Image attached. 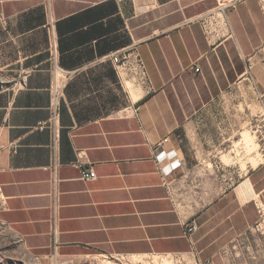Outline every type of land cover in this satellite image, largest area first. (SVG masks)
Masks as SVG:
<instances>
[{
	"label": "crops",
	"instance_id": "1",
	"mask_svg": "<svg viewBox=\"0 0 264 264\" xmlns=\"http://www.w3.org/2000/svg\"><path fill=\"white\" fill-rule=\"evenodd\" d=\"M5 69L0 212L31 253L264 264V159L238 147L251 109L214 107L239 85L264 96V0H0Z\"/></svg>",
	"mask_w": 264,
	"mask_h": 264
},
{
	"label": "rangeland",
	"instance_id": "2",
	"mask_svg": "<svg viewBox=\"0 0 264 264\" xmlns=\"http://www.w3.org/2000/svg\"><path fill=\"white\" fill-rule=\"evenodd\" d=\"M13 70V71H11ZM19 73L14 69L0 71V91H11L19 86ZM250 94V95H249ZM239 85L226 95L221 97L214 107H240L246 108L249 105L251 112L245 117L249 130L248 142L244 141V146L239 145L244 155L252 151L257 153V157L249 166L256 167L264 159V96H260L256 89ZM247 97L249 99L247 100ZM241 174L246 171L247 165L244 163L231 166ZM87 255L84 256H62L55 254V249L50 248L44 257L31 253L17 236L4 222L0 212V264H160V260L154 257H133L103 255L92 250H81Z\"/></svg>",
	"mask_w": 264,
	"mask_h": 264
},
{
	"label": "built area",
	"instance_id": "3",
	"mask_svg": "<svg viewBox=\"0 0 264 264\" xmlns=\"http://www.w3.org/2000/svg\"><path fill=\"white\" fill-rule=\"evenodd\" d=\"M112 61L119 67L121 66V58L120 57H113ZM138 64L140 67H142V63L139 60ZM197 71V69H196ZM50 95H51V104H50V118H49V125H52L57 116H58V102L61 98V87L57 86L55 82L52 83L51 89H50ZM80 154V153H79ZM75 167L80 169V177L83 181H92L96 179V174L93 171L92 168L89 169H83L82 163L78 160L73 164ZM56 166L51 167V172L53 175V183H56ZM198 232V227L195 224L193 220L189 221L184 229V236L188 239H191L196 233Z\"/></svg>",
	"mask_w": 264,
	"mask_h": 264
}]
</instances>
